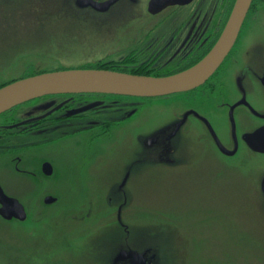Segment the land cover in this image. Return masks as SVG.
Here are the masks:
<instances>
[{
    "label": "rangeland",
    "instance_id": "rangeland-1",
    "mask_svg": "<svg viewBox=\"0 0 264 264\" xmlns=\"http://www.w3.org/2000/svg\"><path fill=\"white\" fill-rule=\"evenodd\" d=\"M131 10V3L97 14L76 0H0V46L6 49L0 59L10 68L0 74L19 75L28 60L38 62L39 53L56 55V66L80 64L85 53L103 55L111 46L97 44L113 43L106 40L111 29H103L124 26L130 18L123 13ZM259 25L255 20L250 27ZM81 30L94 37L105 32L104 40L87 46L86 39L77 40L84 38ZM44 61L32 68H53ZM177 115L174 105L157 104L116 130V177L51 179L52 189L60 191L55 204H44L41 194L40 206H28L27 220L0 216V264H112L123 247L150 248V256H157L148 264H264L261 180L247 176L239 157L217 153L214 160L212 147L197 139L200 129L193 124L175 142L173 165L151 159L133 163L154 148L147 138L164 134L163 125ZM208 146L211 157L204 154ZM184 160L192 164L185 168ZM208 160L216 162L210 171ZM262 164L260 158L252 166L257 171ZM0 182L14 191L21 185L1 169ZM70 185L73 195L63 191Z\"/></svg>",
    "mask_w": 264,
    "mask_h": 264
},
{
    "label": "flooded vegetation",
    "instance_id": "flooded-vegetation-1",
    "mask_svg": "<svg viewBox=\"0 0 264 264\" xmlns=\"http://www.w3.org/2000/svg\"><path fill=\"white\" fill-rule=\"evenodd\" d=\"M236 1L117 0L113 7L131 3L133 10L122 12L125 18H130L124 26L103 29H111L106 40L113 43L97 44L99 39L104 40L105 32H98L94 37V33L82 32V29L80 36L84 38L77 36V40L86 39L87 46L97 44L105 49L111 46L105 54L85 53L86 59L80 64L56 66L52 65L57 63L53 62L56 55L39 53L36 54L38 62L28 60V67L19 75L0 74V88L16 79L65 69H108L151 76L182 72L214 48ZM112 6L106 11L92 6L83 9L92 8L97 14H105ZM255 20L260 25L250 27ZM1 47L0 56L6 50ZM40 59L53 68L33 69L40 64ZM9 71V65L1 58L0 73ZM157 104L174 105L178 115L163 125L164 134L147 138V143L152 137L158 140L134 164L148 159L160 164L173 161L178 147L173 146L175 138L195 124L200 129L199 141L205 140L220 151L212 127L228 150L226 158L239 157L244 167L252 169V177H264V171L247 166L264 159V0L251 1L232 48L214 73L194 89L160 96L101 91L48 93L0 113V169L21 183L18 191H14L0 182V210L3 206H23L25 218H7L1 211L0 216L7 221L27 220L28 206H40L41 194L46 195L44 204H55L60 191L52 189L51 179L116 177V130ZM127 173L130 175L128 171L125 176ZM63 191L73 195V185ZM79 192L85 194L82 188ZM49 196L55 200L47 202ZM88 206L100 204L90 202ZM146 257L148 262L154 259L150 252ZM121 263L133 264L131 260L118 264Z\"/></svg>",
    "mask_w": 264,
    "mask_h": 264
},
{
    "label": "water",
    "instance_id": "water-1",
    "mask_svg": "<svg viewBox=\"0 0 264 264\" xmlns=\"http://www.w3.org/2000/svg\"><path fill=\"white\" fill-rule=\"evenodd\" d=\"M116 1L117 0H109L99 3L96 0H76V4L81 8L92 6L98 11H106ZM251 1L252 0L236 1L225 30L214 48L200 62L189 69L167 76L140 75L108 69H65L38 73L15 80L0 88V113L26 100L48 93L101 91L138 96H160L194 89L203 84L210 75L214 73L232 48ZM183 122L184 121L178 123L176 129H179ZM211 129L218 148L220 149L219 151L209 144L214 152V160L217 153L219 155L218 157L223 156L226 158L228 150L221 143L215 130L212 127ZM202 135L203 134H201V136ZM177 138L178 137L175 138L173 143L174 147ZM157 140L158 138L156 137L150 138L148 140V145L157 142ZM209 146L204 152L206 157H211L208 150ZM228 154L233 155L234 152H228ZM214 160H208L209 171L211 166H214V163L216 164ZM173 162L174 159L173 161L170 159L168 163L165 162L164 164L169 167L174 164ZM186 164H192V160L186 161L185 168L188 167ZM240 164L242 165V163ZM247 166L251 167L252 163ZM235 168H239V171H242L241 166H235ZM257 170L264 171V165L260 166ZM243 171H246L248 177L254 178L251 173L252 169L243 166ZM128 177L129 174L127 173L121 187L126 184ZM254 179L261 180L259 192L263 195L264 199V177H256ZM54 200L55 198L52 196L46 198L47 202ZM0 211L1 214L7 218H12L14 216L22 219L25 218L23 206H3ZM118 217L120 221L121 219L123 220L122 209L119 211ZM150 251V248L143 251H138L129 247L120 248L116 253L113 264H118L120 261L126 260H131L133 264H147L148 258L146 255ZM155 257L156 253H153L151 258Z\"/></svg>",
    "mask_w": 264,
    "mask_h": 264
}]
</instances>
